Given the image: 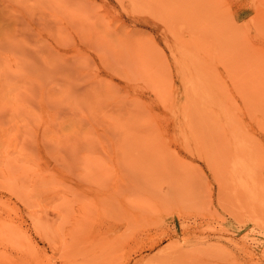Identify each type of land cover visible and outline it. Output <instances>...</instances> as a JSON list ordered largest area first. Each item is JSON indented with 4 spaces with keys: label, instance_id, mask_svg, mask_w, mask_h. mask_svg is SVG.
Segmentation results:
<instances>
[{
    "label": "rangeland",
    "instance_id": "rangeland-1",
    "mask_svg": "<svg viewBox=\"0 0 264 264\" xmlns=\"http://www.w3.org/2000/svg\"><path fill=\"white\" fill-rule=\"evenodd\" d=\"M95 259L264 264V0H0V264Z\"/></svg>",
    "mask_w": 264,
    "mask_h": 264
},
{
    "label": "bare ground",
    "instance_id": "bare-ground-1",
    "mask_svg": "<svg viewBox=\"0 0 264 264\" xmlns=\"http://www.w3.org/2000/svg\"><path fill=\"white\" fill-rule=\"evenodd\" d=\"M130 229V230H129ZM128 230H127V232L126 231H123V232H121L120 234H117V236H115V238H113L111 241L109 240V241H107V243L105 244V251L107 252V254H105V256H103V258L101 259V261L104 259H106V258H109V257H111L112 255H114V253H115V251L116 250H118L120 247H122V243L124 242V241H126L125 239H128V237L130 238L131 236H136V234H135V232H134V230L133 229H131V228H129ZM132 230V231H131ZM124 234H126L127 236H126V238H124ZM104 249V247L102 248V250ZM101 252V251H100ZM101 254V255H100ZM100 254H98L99 256L97 257V259H100L101 258V256L103 255L102 254V252L100 253ZM113 257V256H112ZM112 259V258H111ZM96 260V259H95ZM94 260V261H95ZM103 260V261H104ZM94 261H92V262H94ZM97 261V263L98 264H104L103 262H101L100 263V261L99 260H96ZM96 261H95V263H96ZM99 261V262H98ZM106 261V260H105ZM104 261V262H105ZM94 264V263H93Z\"/></svg>",
    "mask_w": 264,
    "mask_h": 264
}]
</instances>
